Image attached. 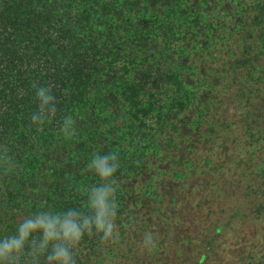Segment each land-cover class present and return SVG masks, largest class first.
I'll use <instances>...</instances> for the list:
<instances>
[{"label": "trees", "instance_id": "16d2710c", "mask_svg": "<svg viewBox=\"0 0 264 264\" xmlns=\"http://www.w3.org/2000/svg\"><path fill=\"white\" fill-rule=\"evenodd\" d=\"M112 181L76 264H264V0H0V245L37 224L0 264Z\"/></svg>", "mask_w": 264, "mask_h": 264}, {"label": "clouds", "instance_id": "9594fccd", "mask_svg": "<svg viewBox=\"0 0 264 264\" xmlns=\"http://www.w3.org/2000/svg\"><path fill=\"white\" fill-rule=\"evenodd\" d=\"M38 97L41 99V108L47 105L49 101L53 100L50 94V89L41 87L37 92ZM33 121L39 119L37 116L32 117ZM116 156L106 155V156H96L92 163L89 165L90 168H94L96 172L104 179H109L113 176L116 171L117 165L115 163H110V161H115ZM114 181L108 184V188H93L91 195V205L95 209V216L93 218H84L83 225H79L72 220H66L59 231L54 229L53 224H48L45 226V242L49 240H58L62 238V242L55 244L53 247L52 254L48 257L49 261L56 260L59 264H76L73 258V253L70 250L71 246H75L83 238V234L87 231L89 234L92 232L93 225L98 232H102V240L108 241L114 237V224L113 217L115 215V203H109L108 197L113 195ZM37 224L30 221L25 222L19 231V239L12 238L6 241L3 245H0V258L5 257L7 254L13 252H19L23 247L24 241L26 240L29 230H34ZM150 240V237H149Z\"/></svg>", "mask_w": 264, "mask_h": 264}]
</instances>
